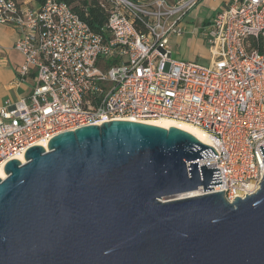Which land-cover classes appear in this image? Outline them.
<instances>
[{
  "label": "built area",
  "instance_id": "2783aa9c",
  "mask_svg": "<svg viewBox=\"0 0 264 264\" xmlns=\"http://www.w3.org/2000/svg\"><path fill=\"white\" fill-rule=\"evenodd\" d=\"M85 1L107 15L99 32L64 0H0V24L18 30L23 55L9 84L32 83L0 105V168L80 126L170 118L202 129L217 154L198 160L222 182L202 192L229 202L255 192L264 173V0H222L201 29L207 65L172 59L169 43L198 0Z\"/></svg>",
  "mask_w": 264,
  "mask_h": 264
},
{
  "label": "water",
  "instance_id": "95a60500",
  "mask_svg": "<svg viewBox=\"0 0 264 264\" xmlns=\"http://www.w3.org/2000/svg\"><path fill=\"white\" fill-rule=\"evenodd\" d=\"M216 155L185 130L133 120L28 147L0 178V264H264V173L232 202L179 196L221 185L198 165Z\"/></svg>",
  "mask_w": 264,
  "mask_h": 264
},
{
  "label": "crops",
  "instance_id": "0c3cea01",
  "mask_svg": "<svg viewBox=\"0 0 264 264\" xmlns=\"http://www.w3.org/2000/svg\"><path fill=\"white\" fill-rule=\"evenodd\" d=\"M25 6L36 8V0H17ZM223 6L222 0H198L184 16L182 27L185 34L173 37L172 42L183 44L189 49V57H208V49L201 36V29L209 23L213 15ZM19 34L18 30L9 25L0 24V105L4 100H17L28 94L31 80L12 86L9 83L16 76V68L23 62V55L14 48Z\"/></svg>",
  "mask_w": 264,
  "mask_h": 264
},
{
  "label": "bare ground",
  "instance_id": "6f19581e",
  "mask_svg": "<svg viewBox=\"0 0 264 264\" xmlns=\"http://www.w3.org/2000/svg\"><path fill=\"white\" fill-rule=\"evenodd\" d=\"M139 122H145L148 124L156 125V126H161L164 128H169L170 126H174L177 128H180L182 130H185L186 132L190 133L192 136H194L197 140L204 144H210V141L207 137V134L200 129L199 127H196L190 123L187 122H182V121H177L176 119H170V118H158L157 120L154 119H147V120H140ZM44 145V143H41ZM21 159V157H18ZM5 173L2 168H0V178H4ZM203 190L201 188L190 191L187 193L180 194L179 196H190V195H197L201 194Z\"/></svg>",
  "mask_w": 264,
  "mask_h": 264
},
{
  "label": "trees",
  "instance_id": "16d2710c",
  "mask_svg": "<svg viewBox=\"0 0 264 264\" xmlns=\"http://www.w3.org/2000/svg\"><path fill=\"white\" fill-rule=\"evenodd\" d=\"M41 2V0H36ZM72 5V8L80 15V17L87 22L89 27L95 31L99 32L101 27H103L107 15L103 9H101L95 1H81L80 3H74L72 0H64ZM82 7L86 9V14L82 10Z\"/></svg>",
  "mask_w": 264,
  "mask_h": 264
},
{
  "label": "rangeland",
  "instance_id": "374dc122",
  "mask_svg": "<svg viewBox=\"0 0 264 264\" xmlns=\"http://www.w3.org/2000/svg\"><path fill=\"white\" fill-rule=\"evenodd\" d=\"M187 16V15H186ZM185 16V17H186ZM185 34V33H184ZM186 37H188L185 34ZM175 36L170 37V47H171V57L175 60H192L198 64L207 65L208 64V57H201L196 56L194 58L189 57V49L185 47L183 44H175L172 42V38ZM157 120V119H154Z\"/></svg>",
  "mask_w": 264,
  "mask_h": 264
}]
</instances>
